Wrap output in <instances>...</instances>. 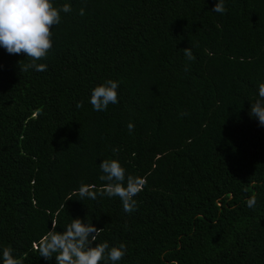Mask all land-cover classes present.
Segmentation results:
<instances>
[{
    "label": "trees",
    "instance_id": "1",
    "mask_svg": "<svg viewBox=\"0 0 264 264\" xmlns=\"http://www.w3.org/2000/svg\"><path fill=\"white\" fill-rule=\"evenodd\" d=\"M216 2L52 0L71 11L37 61L45 71L0 46V264L6 247L56 264L36 246L77 217L101 228L96 243L126 246L116 264H264V126L249 115L264 0H224V14ZM108 80L118 103L95 111L92 89ZM103 159L146 181L134 211L78 196L105 183Z\"/></svg>",
    "mask_w": 264,
    "mask_h": 264
},
{
    "label": "clouds",
    "instance_id": "2",
    "mask_svg": "<svg viewBox=\"0 0 264 264\" xmlns=\"http://www.w3.org/2000/svg\"><path fill=\"white\" fill-rule=\"evenodd\" d=\"M61 11L70 12L71 6L65 3L61 9H57L52 0H0V46L8 54H24L30 59V63L24 65L22 71H28L29 68L37 72L46 70L47 66L37 61L46 58L52 48L51 29L60 23ZM212 11L224 14L227 11L224 0H217ZM79 14L84 15L83 8ZM184 54L187 59L195 60L191 48H184ZM117 89L118 83L114 80L95 86L90 96L93 110L105 111L110 104L118 103ZM258 97L251 103L249 115L256 118L260 126H264V82L258 86ZM76 107H83V103L77 102ZM127 127L131 132L134 125L129 123ZM99 167L102 173L99 179L105 183L98 190L81 184L77 189L80 199L95 200L98 193L109 198L119 197L125 212L134 211L137 207L134 197L142 191L146 181L126 175V170L116 159H103ZM246 203L249 208H254L256 197L251 196ZM100 231L101 228L93 223L73 218L63 231H57L56 225H52L36 246V251L46 260H51L54 256L56 264H100L104 259L116 264L124 257L126 246L120 244L118 247H110L107 241L96 243ZM2 259L3 264H23L7 247L3 249Z\"/></svg>",
    "mask_w": 264,
    "mask_h": 264
}]
</instances>
